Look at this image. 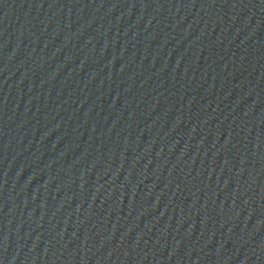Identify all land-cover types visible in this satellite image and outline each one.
<instances>
[{
	"label": "water",
	"instance_id": "95a60500",
	"mask_svg": "<svg viewBox=\"0 0 264 264\" xmlns=\"http://www.w3.org/2000/svg\"><path fill=\"white\" fill-rule=\"evenodd\" d=\"M0 264H264V0H0Z\"/></svg>",
	"mask_w": 264,
	"mask_h": 264
}]
</instances>
